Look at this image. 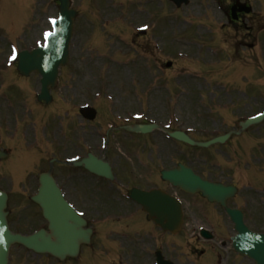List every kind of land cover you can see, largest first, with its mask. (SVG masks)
<instances>
[{"label": "flooded vegetation", "instance_id": "flooded-vegetation-1", "mask_svg": "<svg viewBox=\"0 0 264 264\" xmlns=\"http://www.w3.org/2000/svg\"><path fill=\"white\" fill-rule=\"evenodd\" d=\"M240 20L244 23H251V17L247 14H240ZM96 132H99L96 130ZM54 142V140L52 139ZM110 164L113 167L114 173L116 175V181L114 183H109L103 179H100L97 176H94L84 170L83 168H73L66 169L65 166H60L61 168L58 171L60 183L65 192L66 197L74 203L77 209L81 210L84 208L87 213L92 215H99V196H100V184L107 186L113 194H117V201L110 203V212L117 213L126 210L130 216L132 214L135 215V219L137 222L138 228L135 231L141 232V228H143V213H141L138 209L132 206L131 201L126 198L124 203L121 196L127 192L129 193L132 185H137L139 183L140 188H143V180L141 181H132L129 179L128 174L133 175L137 172L134 166L129 168L127 162L123 160V158L115 151V146L118 145L126 150H130L138 146V143H141V140L137 142L136 140H132L128 135L120 132L114 133V139H110ZM54 148L57 151L58 156L60 158L67 156H76L81 155L85 148L91 149L93 153L99 155V134L91 133L84 138L78 139L77 143L71 147L59 148L56 145L49 146ZM264 162V154L255 153L252 157H250V161H242L239 163L240 172H250L257 165ZM143 169V166H140ZM76 177V178H75ZM75 178V179H74ZM241 193L239 194V196ZM85 214V213H84ZM86 216V215H85ZM250 223H255V219L250 217ZM257 229V228H255ZM97 230H95L96 233ZM97 248L99 246H96ZM123 248H133L134 252L131 254L139 255L135 256V259H142L141 256L143 253L141 249H143V242H136L127 246H123ZM124 254H130L126 252ZM127 258V257H126Z\"/></svg>", "mask_w": 264, "mask_h": 264}, {"label": "rangeland", "instance_id": "rangeland-1", "mask_svg": "<svg viewBox=\"0 0 264 264\" xmlns=\"http://www.w3.org/2000/svg\"><path fill=\"white\" fill-rule=\"evenodd\" d=\"M41 3H44V1L42 2H38V6L41 5ZM27 7L28 5H26L24 0H11V1H7L6 4H3V6H0V24L2 25L3 29L5 30L3 33V38H4V45H3V53L4 56L7 54L8 52V47L10 44H17L19 43V32L18 30L20 29V27L22 26V20L24 19V17H28L30 16L27 13ZM41 9V7L39 8V10ZM41 26H43V23L41 24ZM185 57V56H184ZM178 64L180 65H187L188 62L187 61H178ZM171 74H173V72H169V75H166V80H173V76H171ZM166 149H164L165 151ZM197 155H199L197 153ZM214 160H224L223 158L217 157L216 155L218 154H214ZM156 156L157 154L155 153H151V152H146V157L145 160L147 162L149 161H154L156 160ZM209 156V155H208ZM206 153H202L201 158L202 160H207ZM164 162H166V158H164ZM168 161V160H167ZM148 235H151L150 233H148ZM149 248V246H148ZM15 256L16 258H18L19 256H22V253H19L18 251L15 252ZM100 264H118V263H112L111 261H107L106 263H100ZM146 264H150L149 262Z\"/></svg>", "mask_w": 264, "mask_h": 264}, {"label": "water", "instance_id": "water-1", "mask_svg": "<svg viewBox=\"0 0 264 264\" xmlns=\"http://www.w3.org/2000/svg\"><path fill=\"white\" fill-rule=\"evenodd\" d=\"M204 190L208 191V188H204ZM155 197H157L160 200L164 201V197H161L160 195H155ZM149 210L153 214H156L157 210H158V207L154 208V211H152L151 208ZM2 231H3V234L5 236V234H6L5 230L2 229ZM14 240H18V238H11L9 240V242H12ZM250 243H252V244H250ZM243 244H245V249H246L245 252L253 255L254 257H256L259 260V262L261 264H264V240L263 239L248 240L247 236H245V239L243 240ZM2 247L3 246L0 244V254L3 255V257H5L7 247L4 250V254H3V251H2Z\"/></svg>", "mask_w": 264, "mask_h": 264}]
</instances>
